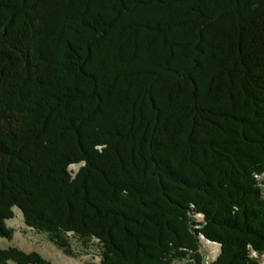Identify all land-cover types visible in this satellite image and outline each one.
I'll return each mask as SVG.
<instances>
[{
  "label": "trees",
  "instance_id": "obj_1",
  "mask_svg": "<svg viewBox=\"0 0 264 264\" xmlns=\"http://www.w3.org/2000/svg\"><path fill=\"white\" fill-rule=\"evenodd\" d=\"M263 174L264 0H0V237L264 264Z\"/></svg>",
  "mask_w": 264,
  "mask_h": 264
},
{
  "label": "rangeland",
  "instance_id": "obj_2",
  "mask_svg": "<svg viewBox=\"0 0 264 264\" xmlns=\"http://www.w3.org/2000/svg\"><path fill=\"white\" fill-rule=\"evenodd\" d=\"M7 224L13 227L15 232L12 239L0 237V248L17 246L28 252L38 251L53 264H99L100 262V247L96 239L84 244L72 237L71 245L74 254L68 255L50 241L48 234L26 227L18 208H15V216L9 219ZM202 253L205 258L204 264L208 257L210 258L209 264H212L210 260L217 257L219 250L211 243H204ZM10 264L15 263L11 261Z\"/></svg>",
  "mask_w": 264,
  "mask_h": 264
},
{
  "label": "built area",
  "instance_id": "obj_3",
  "mask_svg": "<svg viewBox=\"0 0 264 264\" xmlns=\"http://www.w3.org/2000/svg\"><path fill=\"white\" fill-rule=\"evenodd\" d=\"M263 175H264V174H263ZM198 216H199V217H203V215H201V214H199ZM205 243H206V244H210V243H211V244H216V243H212V242H210V241H205ZM216 245H218V244H216ZM250 256H251V257H255V258H256V257H259L257 251H255V250H253V249H251V251H250ZM260 258H261L262 262L264 263V254H263ZM209 259H210V258L208 257V259L205 261V264H209ZM214 259H215V258H213V259L210 260V261L213 262ZM182 264H188V263H185V262H184V263H182Z\"/></svg>",
  "mask_w": 264,
  "mask_h": 264
},
{
  "label": "crops",
  "instance_id": "obj_4",
  "mask_svg": "<svg viewBox=\"0 0 264 264\" xmlns=\"http://www.w3.org/2000/svg\"><path fill=\"white\" fill-rule=\"evenodd\" d=\"M213 245H214V247H217V250L220 251V246L219 245H216V244H213Z\"/></svg>",
  "mask_w": 264,
  "mask_h": 264
}]
</instances>
